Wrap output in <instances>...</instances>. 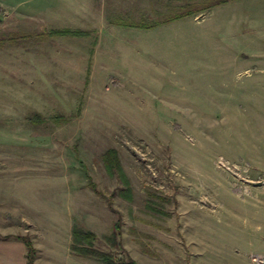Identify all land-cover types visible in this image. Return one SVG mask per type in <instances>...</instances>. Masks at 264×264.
Instances as JSON below:
<instances>
[{
  "label": "rangeland",
  "instance_id": "374dc122",
  "mask_svg": "<svg viewBox=\"0 0 264 264\" xmlns=\"http://www.w3.org/2000/svg\"><path fill=\"white\" fill-rule=\"evenodd\" d=\"M30 1L0 0V244L264 264V0Z\"/></svg>",
  "mask_w": 264,
  "mask_h": 264
},
{
  "label": "trees",
  "instance_id": "16d2710c",
  "mask_svg": "<svg viewBox=\"0 0 264 264\" xmlns=\"http://www.w3.org/2000/svg\"><path fill=\"white\" fill-rule=\"evenodd\" d=\"M229 0H201L200 2H195L194 4H188L186 6H181L178 8V12L174 15L169 17L168 19H166L164 21V23L166 22H170V21H175L178 19L183 18L186 15H190L192 14V11H200L201 9L204 8H208L211 7L213 5L216 4H221V3H226ZM190 5V6H189ZM198 9V10H197ZM118 24L122 25V26H128V24H126V22H122V21H118ZM160 23H153V24H146V23H138V24H134L133 25H129V26H133L135 28H140V29H150V28H154L155 26H157ZM106 156H104V161L105 163H108V157L110 158L111 155H115L114 152L109 151L108 153L105 154ZM110 165V164H108ZM107 165V166H108ZM111 167V165H110ZM109 166V170L111 169ZM71 236H72V245L70 247V249L72 250L74 255L77 256H84V257H92L94 258L96 261L101 262L103 264H115L113 259L110 258L108 255H104L96 250H94L92 248V244L95 241V235L88 231V230H84L82 228H78L77 226H73L72 227V231H71ZM25 246L28 249V261L31 264V253H32V248L31 245L29 243V241L25 238L22 239Z\"/></svg>",
  "mask_w": 264,
  "mask_h": 264
},
{
  "label": "crops",
  "instance_id": "0c3cea01",
  "mask_svg": "<svg viewBox=\"0 0 264 264\" xmlns=\"http://www.w3.org/2000/svg\"><path fill=\"white\" fill-rule=\"evenodd\" d=\"M34 1V2H32ZM33 4H40V0H32ZM44 5L49 4V0H42ZM15 247V248H14ZM8 245V244H0V264H19L17 249L18 246ZM15 249V251H14ZM14 251L15 256L12 255ZM58 264H85L77 261H69V262H60Z\"/></svg>",
  "mask_w": 264,
  "mask_h": 264
}]
</instances>
